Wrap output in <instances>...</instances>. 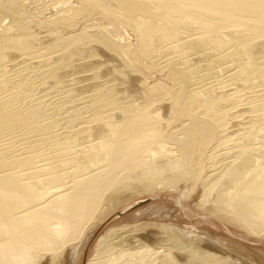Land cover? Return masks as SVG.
<instances>
[{
  "label": "bare ground",
  "instance_id": "bare-ground-1",
  "mask_svg": "<svg viewBox=\"0 0 264 264\" xmlns=\"http://www.w3.org/2000/svg\"><path fill=\"white\" fill-rule=\"evenodd\" d=\"M166 192L264 239V0H0V264H74ZM138 215L85 264H235Z\"/></svg>",
  "mask_w": 264,
  "mask_h": 264
},
{
  "label": "rangeland",
  "instance_id": "rangeland-1",
  "mask_svg": "<svg viewBox=\"0 0 264 264\" xmlns=\"http://www.w3.org/2000/svg\"><path fill=\"white\" fill-rule=\"evenodd\" d=\"M156 76L158 77L159 75L156 74ZM194 189L195 188H193V190ZM190 195L193 196V199H198L199 191H192ZM135 199L136 202L138 200L141 201L135 204V206L130 207L127 211L119 208L113 215L111 214L107 220H105L102 224L98 226L96 232L94 233L92 238H90L88 243L84 246L83 250L79 255V258L75 261L74 264H85L88 257L94 251L96 238L101 235L109 226L123 224L125 222H131L133 218L129 217H131L130 215L134 213L137 215L139 214L138 217H156L163 219L167 222H173L197 233L199 231L202 232L203 230H208L212 235L206 233L205 235H203L204 237H201V240L203 241V244H206L209 246L210 249H213L212 251L220 255H229L231 259L233 258L232 261L235 260V264H264V239H260L256 236L244 235L239 229L232 227L219 219H214L215 224L213 222H208L204 220L206 216H204V213L200 209L196 207H191V209H187L185 207H182L183 205H181V203L180 205H177L176 198L171 193H161L157 196L151 194H143L141 196H136ZM138 210H141V212H139ZM120 211H122L123 213L117 214V212ZM208 235H211V237L213 236V238L218 240H214L213 244H211L212 242L208 241L207 239ZM218 241H220V243L223 245L218 243ZM226 246L231 251L227 250ZM220 247L225 252L222 251ZM231 247L234 248V250H232ZM238 248H242V256H244V258L241 257V254L240 256L239 254H237L236 249ZM244 249L247 250L244 251Z\"/></svg>",
  "mask_w": 264,
  "mask_h": 264
}]
</instances>
